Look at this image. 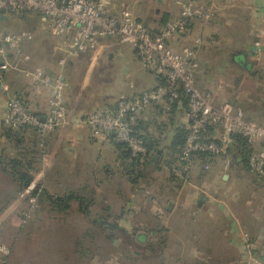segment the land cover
Listing matches in <instances>:
<instances>
[{
  "label": "rangeland",
  "instance_id": "rangeland-1",
  "mask_svg": "<svg viewBox=\"0 0 264 264\" xmlns=\"http://www.w3.org/2000/svg\"><path fill=\"white\" fill-rule=\"evenodd\" d=\"M184 1L188 0H122L116 10L129 8L149 29H160L173 19L171 12L179 10L180 13L177 3ZM210 7L208 19L196 18L198 29L189 27L186 32L175 34L170 46L175 51L197 47L198 88L203 93H215L218 104L234 101L246 118L261 122L260 116L252 115L245 104L264 97V52L251 50L254 38L245 31L247 24H227L233 15L220 13L221 8H214L212 4ZM0 25L8 34L34 33L35 38L25 47L31 58L30 68L62 75L67 112L73 114L68 133L57 128L46 134L43 153L41 145L31 144L34 136L26 135L28 143L19 148L15 141L6 139L7 128L0 125V154L27 157L37 162L39 169L33 181L36 192L28 194L27 191V197L21 194L6 211L17 209L0 215V246L10 251L9 255L0 252V264H264V245L253 238L254 218L264 220V180L242 166L232 165V161L223 156L210 162L208 171L198 166L186 186L170 180L172 176L167 166L170 159L165 155L159 156L156 167L144 168L143 175L135 173L133 177L120 163L113 164L107 158L109 163L102 165V171L105 168L114 171L102 185L107 189V199H88L89 205L84 203L85 209L81 210H78L81 203L77 199H71L67 209L65 201L54 203L51 196L54 199L87 196L97 185L91 168H85L81 175L70 176L68 183L62 176L51 178L54 163L64 156L67 160L79 158L89 162L102 152L81 146L79 152L75 149L76 152L70 153L73 137L77 135L76 124L80 126L78 133L83 135L78 145L94 139H98L95 145H101L109 139L106 136L92 138L90 130L81 128V120H75L76 117L108 110L122 96L137 95L153 88L155 75L143 66L130 44L107 51L91 50L61 66L67 39L53 35L50 27L43 28L37 13L9 14ZM205 26L210 32H203ZM241 52L247 54L245 62L254 64L251 71L241 64ZM258 71L263 74H255ZM17 76L14 79L20 80L21 88L31 92L28 100L31 109L35 111L39 99L49 110V88L22 74ZM166 118L160 117L159 122H166ZM151 130L162 137L164 143L169 142L168 129L162 132L153 127ZM108 142V146L115 147L113 142ZM45 156L50 159L48 171H44ZM225 175L227 181L223 179ZM105 176L102 173L101 177ZM15 190L12 177L0 170V206L7 203L9 193ZM109 190L118 196L112 193L111 197ZM201 197H204L202 202ZM131 201L137 210L129 216L95 211L102 206H112L120 213V208ZM170 204H173L171 211L168 210ZM214 208L219 215L211 213ZM215 217L220 225L209 228ZM226 217L240 221L241 228L233 227ZM103 218L108 226L102 223ZM118 220H127L128 230L109 228V224L114 225ZM224 220L231 226L228 230L222 224ZM142 236L145 238L141 239Z\"/></svg>",
  "mask_w": 264,
  "mask_h": 264
},
{
  "label": "built area",
  "instance_id": "built-area-1",
  "mask_svg": "<svg viewBox=\"0 0 264 264\" xmlns=\"http://www.w3.org/2000/svg\"><path fill=\"white\" fill-rule=\"evenodd\" d=\"M121 1L0 0V24L9 14H39L43 28L50 27L53 35L67 39V51L60 61L61 66L74 56L91 50L100 52L132 45L143 66L155 75L157 84L137 95L122 96L115 109L94 113L83 120L81 123L90 130L92 138L106 136L114 142L126 144L133 159L149 160L147 144L136 131L138 122L148 120L155 106L160 105L167 112L171 110L180 99L182 90L188 99L185 116L189 132L187 146L181 157L182 165L169 167L171 176L179 185L186 186L194 174L193 154L206 153L230 159L228 147L237 136H242L254 146L250 157L251 170L264 175V121L246 118L234 101L218 104L215 93H203L197 86L196 50L184 47L182 51H175L170 46L175 34L186 32L193 19H208L211 7L202 6L196 0L178 2L181 7L179 18L167 22L160 29L151 30L139 22L129 8L116 10ZM34 38L33 32L8 34L0 27V95L12 92L13 87L7 77L12 73L22 74L34 83L48 87L50 100L46 114L32 110L29 102L22 98L12 97L4 118L7 126H30L44 137L57 128L66 129L73 114L67 112L62 75L30 68L31 58L25 47ZM256 46L254 52L258 53L260 43ZM209 126H218L220 129L216 133L220 135L208 137ZM48 158L45 156L44 171L50 166ZM210 167V164L205 165L206 170ZM35 183L28 192L35 190ZM0 252L10 254L5 246H0Z\"/></svg>",
  "mask_w": 264,
  "mask_h": 264
},
{
  "label": "trees",
  "instance_id": "trees-1",
  "mask_svg": "<svg viewBox=\"0 0 264 264\" xmlns=\"http://www.w3.org/2000/svg\"><path fill=\"white\" fill-rule=\"evenodd\" d=\"M256 43L257 41H254L253 46H251L252 51H254L257 48ZM255 74H263V73L258 71ZM24 96H25L24 94L18 93L15 94L13 97H20L25 100ZM116 105L117 103L114 105V107L108 108V110L115 109ZM245 107H247V111L251 112L252 115L258 114L262 120L261 122L264 121V97L259 96L254 98L253 102H247L245 104ZM187 109H188V99L181 90L180 99L172 105L171 110L167 112L164 111L160 105L155 106L154 112L151 113L152 116H150L151 117L150 119L141 120L140 122H138L136 131L137 134L140 137H142L145 143L147 144L148 152L150 154L149 160L133 159L131 156V152L128 150L126 144H121L113 141L117 153V160L121 166H123L126 170L129 171L128 174L131 177H133L135 173L139 175L142 174L143 173L142 170L144 168L156 167V165H158L159 162L154 163L153 158L158 153H160L159 156L165 155L170 159L169 161H167V166H169L170 168H174L182 165L181 157L185 150V147L187 146V139L189 134L187 129V122L184 121V118L187 113ZM160 117L161 118L167 117L166 122H159ZM79 118L81 119V121H83L87 117L81 118L79 116ZM252 118L253 117H250V120H254ZM2 124L7 128L5 135L7 140L15 141L16 145L19 148H21L22 145L28 143V140L26 139V135H30L31 137L34 136L35 141L32 142L31 144L34 147L41 145L40 146L42 147L41 152L43 153V149L47 144V140L45 138L46 135L42 137L37 129L30 126H20L19 128H13L7 126L4 123V120ZM153 127L158 131L162 130V132L168 129L169 142L164 143L162 137L152 133L151 129H153ZM219 129L220 128L218 126L216 127L209 126L207 136L210 138L216 137L217 134L216 131H218ZM235 138L236 141L228 147V155L230 160L232 161V165L237 167L242 166L244 170H247L248 172L257 175L258 178L264 180V175H259L252 172L250 167V157L254 151V146L250 144L242 136H237ZM216 157L218 156H214L206 153L193 154V158L195 161V169L199 166L203 171L204 170L208 171L205 169V165L207 164L211 165V163L214 162ZM224 158H226V156ZM36 163L37 162H34L33 160L29 161L27 157L12 158L9 156L5 157L4 155L0 154V170L3 173L5 174L7 173L12 177L14 188L16 189L15 190L16 193H14L15 191L9 193L11 195L9 196L7 203L4 206H0V215H2L16 201V199L19 197L20 194H22L25 190H27L31 186V184L34 181L35 174L38 173L39 170L38 167L36 166ZM170 178L169 179L171 181L175 180L173 176ZM36 190L37 189H35L32 193L34 194ZM50 199L54 201V203L65 201L66 209L68 208L69 206L68 204L71 199L79 200L82 206L84 203L87 202V200L83 198H76L75 196H69V197L64 196V198H57V199H54L53 196H51ZM109 228L111 230L116 228L118 229L119 226L111 225ZM144 238L145 236L141 237V239Z\"/></svg>",
  "mask_w": 264,
  "mask_h": 264
},
{
  "label": "crops",
  "instance_id": "crops-1",
  "mask_svg": "<svg viewBox=\"0 0 264 264\" xmlns=\"http://www.w3.org/2000/svg\"><path fill=\"white\" fill-rule=\"evenodd\" d=\"M196 1H197V3H200L202 6H210L212 4L214 6V8L215 7L216 8L220 7L221 8L220 9L221 10L220 13L226 12V14L233 15V17L230 18L232 21L231 22H227V24L228 23H244V24H247V28L245 29V31L253 36L254 41L261 42L260 48L258 49V51H259L258 53L261 54V52H264V0H196ZM171 15H172L173 19L169 20L167 22L177 20L179 18V16H180L179 10H178V12H175V13L171 12ZM222 18H223V16H222ZM225 19H227V17L224 18V20ZM6 20H7V18L4 21H2L1 23L3 24L4 22H6ZM197 20L198 19H196V20L193 19L192 20L191 25H190L191 28L198 29V25H197L198 22H196ZM0 27L2 28L1 25H0ZM209 30H210V28L206 27L205 30H203V32L204 31H209ZM196 48H194V49L197 50ZM17 75L18 74L12 73V74H9L7 76L8 80L10 81V83L12 82V87H13L12 92L9 93V94H6V95L5 94L4 95L3 94L0 95V125L3 123V120L5 118L6 111H7V104L9 102V100L15 94H18V93L19 94L20 93L24 94L25 95L24 98H25L26 101H28L30 99L29 95L31 94V92L29 90H26L25 88H21L20 80L15 81V79H14L15 76L19 77ZM156 84H157V79L155 77V82H154L152 87L156 86ZM35 111L39 112V113H41L43 115L46 114L48 112L47 104L46 103L45 104H41V101L39 99H37V103L35 105ZM75 120H79L80 121L81 119L78 116V117H76ZM184 121H185V118H184ZM80 124H81V121H80ZM77 125L78 124H76L77 135H76V137H73V139H75V140L71 143V147L69 148L70 153H72V151L76 152V150L79 152L81 146L82 147L85 146L86 149H92V150H94V152H95V150L102 151V152H101V154L97 155L96 158H94L92 160H89V162L84 161L83 159L80 160L79 158L76 159V160H71V159L67 160L68 158H66V156H64L63 159L58 160V161H56L54 163L55 168L50 172L51 178H53V176H62L63 180L68 183V180H69L70 176L75 175V174L76 175L77 174L81 175L82 173H84V169L85 168L86 169L91 168L92 169L91 173L95 175L94 182L97 183V185L95 184V186L93 187V192L91 194H87V196H82V197H76V196L75 197L76 198H83L85 200L97 199V198L102 200L103 197L105 199H107L106 197L108 195L105 194L107 192V189H104L102 187V185L105 184V182H106L108 177L110 178L113 175L112 173L114 171L111 170L110 168H105L102 171V168L104 167V166L102 167V165H104L106 163H109V161H107V158H110L109 160H112L111 162H113V164H116V165L119 164V162L117 160V153H116L115 147L112 148V147L107 145V143H109L108 141H111V142H113V141H112V139L109 138V139L106 140L107 143H104V144H101V145H95V144L98 143V141H97L98 139H94V141L91 142V143H87V142L84 143L83 142V143H80L78 145L77 141L78 140L80 141V138L83 135L78 133V127H80V126H77ZM81 128L86 129L87 127H85V126H83L81 124ZM63 130H66L65 133H68L70 131V127L66 128V129H63ZM88 131H89V129H88ZM89 137H90V134H89ZM95 147H97V149ZM106 151L109 152L108 155L106 154ZM79 156H81V154ZM48 169H47V171H48ZM102 173H103L104 176L106 175L107 177L106 176L105 177H101ZM223 179L225 181H227L228 178L225 179V176H223ZM27 191H28V189L25 190L22 193V195L24 193L26 194ZM109 191L111 192L110 193L111 197L114 196L113 194L118 196L117 193L113 192L112 190H109ZM84 192H85V190H84ZM29 193L30 192H28V194ZM50 193H51V195H53L52 192H50ZM28 194H26L25 197H27ZM22 195L20 194L18 198H21ZM208 199H209V196L206 197V200H208ZM203 200L204 199H202V197H201L200 201L202 202ZM93 202H94V200H93ZM86 204H87L86 206L89 205L87 202H86ZM123 207L120 208V209H122V212L120 211V213H119L118 209H116V208H114L112 206H108V207L107 206H102V208L100 207V208H98L95 211H97V213H99V214L104 212V213H108V214H112L113 213L116 216L119 215V214H122L124 216H129L131 214V212H134L135 210H137V208L135 209L134 206H133V201H131V203H128L127 206L123 205ZM15 209H17V208H15ZM15 209H13L11 212H13ZM81 209H85V208L82 205H79L78 210H81ZM100 209H102V210L99 212ZM215 211H216V209L214 208L211 213H217L219 215V212H215ZM5 212H6V214L11 213V212H7V211H5ZM226 218H227V220H229L228 219L229 217H226ZM222 219L223 218H221V221H222ZM101 221L106 226H108L107 225V221H105V218H103ZM263 221L264 220H261V219L258 220L257 217L254 218V223L256 224V229H255V231H253L254 241H256V240L260 241L261 240L262 241V245H264ZM213 222L211 224H209V228L217 227L216 225H220L219 222H218V219L216 217L214 218ZM231 223H232L233 227L237 226L238 229L241 228L240 225H239L240 221H238L237 219H236V221L232 219L230 221V224ZM222 224H224L225 230H228V228H231L230 224L229 225L226 224V220H224ZM114 225H117V226H119L120 228H122L124 230H128V222H127V220H122V221L118 220ZM110 226H111V224H110Z\"/></svg>",
  "mask_w": 264,
  "mask_h": 264
},
{
  "label": "water",
  "instance_id": "water-1",
  "mask_svg": "<svg viewBox=\"0 0 264 264\" xmlns=\"http://www.w3.org/2000/svg\"><path fill=\"white\" fill-rule=\"evenodd\" d=\"M240 55L242 56V60L240 61L241 64H244L245 67L247 68V70L251 71L254 64L252 62H245V60L247 58V54L241 52ZM43 121H44V119H43ZM159 154L160 153H158V154H156L154 156V158H153V162L154 163H158L159 162ZM227 178H228V176L225 175V179H227ZM202 199H204V197H202ZM172 207H173V204H170L168 210L171 211Z\"/></svg>",
  "mask_w": 264,
  "mask_h": 264
}]
</instances>
